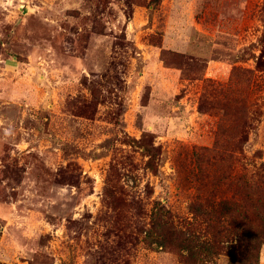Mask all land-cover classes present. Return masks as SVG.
<instances>
[{
  "label": "rangeland",
  "instance_id": "rangeland-1",
  "mask_svg": "<svg viewBox=\"0 0 264 264\" xmlns=\"http://www.w3.org/2000/svg\"><path fill=\"white\" fill-rule=\"evenodd\" d=\"M148 148L204 264H264V0H0V264H189Z\"/></svg>",
  "mask_w": 264,
  "mask_h": 264
},
{
  "label": "trees",
  "instance_id": "trees-1",
  "mask_svg": "<svg viewBox=\"0 0 264 264\" xmlns=\"http://www.w3.org/2000/svg\"><path fill=\"white\" fill-rule=\"evenodd\" d=\"M158 1V0H152ZM146 153L149 156L147 166L152 173L159 177L158 187L160 193L155 198L151 213H150V226L145 229L144 242L147 248L152 250L172 249L184 256L189 264H204L209 257L218 255L220 250L214 242L202 240L198 235L188 232L180 231L175 228L173 223L168 218L170 212L168 187L165 183V177L154 160L155 153L153 150L147 149ZM162 199H165L163 202ZM232 204L223 202L221 204V211L219 215L230 213ZM189 209L197 215H202L205 210L201 205L190 204ZM229 260L227 264H252L253 261H258L257 255H250L248 257L238 259L235 257L233 250L228 252Z\"/></svg>",
  "mask_w": 264,
  "mask_h": 264
},
{
  "label": "water",
  "instance_id": "water-1",
  "mask_svg": "<svg viewBox=\"0 0 264 264\" xmlns=\"http://www.w3.org/2000/svg\"><path fill=\"white\" fill-rule=\"evenodd\" d=\"M20 9H22L23 13H26L27 10H28V9H26V8L24 7V5H21V6H20Z\"/></svg>",
  "mask_w": 264,
  "mask_h": 264
}]
</instances>
